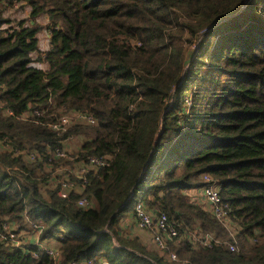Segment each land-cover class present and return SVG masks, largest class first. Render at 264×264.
I'll list each match as a JSON object with an SVG mask.
<instances>
[{
  "label": "trees",
  "instance_id": "obj_1",
  "mask_svg": "<svg viewBox=\"0 0 264 264\" xmlns=\"http://www.w3.org/2000/svg\"><path fill=\"white\" fill-rule=\"evenodd\" d=\"M26 7L27 18L7 12ZM42 16L50 49L33 59ZM37 61L48 70L33 68ZM0 104V141L11 147L0 150V231L6 222L26 229L27 217L60 254L55 263L43 252L33 258L35 246L0 242V264H177L123 236L120 222L138 201L178 225L167 255L264 264V0H0ZM29 106L47 112L21 120ZM64 108L96 125L53 133L48 124ZM69 138L82 139L72 168L90 156L109 165L61 199L49 181L70 162L50 152ZM205 176L230 205L236 252L184 240L201 232L230 241L186 194ZM80 198L92 207H77Z\"/></svg>",
  "mask_w": 264,
  "mask_h": 264
},
{
  "label": "built area",
  "instance_id": "obj_2",
  "mask_svg": "<svg viewBox=\"0 0 264 264\" xmlns=\"http://www.w3.org/2000/svg\"><path fill=\"white\" fill-rule=\"evenodd\" d=\"M47 36L49 38L50 45V30L49 25L47 28ZM50 49V48H49ZM2 105L0 104V108ZM66 111V109H63ZM47 112V108L44 106H29L27 112L22 114L21 120L28 119H41ZM4 115L7 117H13L14 114L11 110L5 109ZM86 125L95 126V118L86 112H65L55 119V121L48 124V129L56 134H62L66 132L71 126L75 125ZM0 148L3 151H10L11 147L8 142L0 141ZM16 152V151H15ZM17 153V152H16ZM51 157L57 160L60 159H71L69 156V150L66 148H55L50 152ZM28 159L33 161L35 159L34 154H28ZM76 158V157H75ZM109 165V157L107 156H90L84 162H80L71 170L66 168L63 173V178L58 180L61 176H57V179L51 178L49 181V187L51 190H56L58 197L61 199H67L69 194L74 192L76 194L80 193L82 187L87 184L86 175L90 172H95L97 169L107 167ZM58 170V169H57ZM73 176L77 180L81 181L80 185L77 182L70 179ZM205 185L200 189H195L189 191V198L191 201L197 205L203 203L206 206V210L210 213L211 217L218 221L228 232L230 241L221 242L213 234L194 232L186 235L184 240L189 241L195 247L210 249L214 245L223 244L230 252L238 251L234 241V230L236 226L231 223V218L229 213L231 212L230 205L228 202L224 201L221 195V186L217 181H214L211 177H204ZM77 207L83 209H89L92 207L91 202L86 198H80L76 202ZM134 218L135 224L138 230L150 231L151 242L154 248L163 253L166 260L174 262L177 264H188L187 261H180L175 253L166 254L169 243L174 240H179L180 233L178 225L170 221L165 214L152 215L148 212L141 201H138L134 206ZM27 218V217H26ZM27 222L32 231V234L23 235L22 230L17 231L15 225L9 223H4L2 225V231H0V242L4 243L11 251H25L30 246L37 247V252H31L33 258L37 259L39 257L38 252H43L49 258H51L55 263L60 259V254L56 247L50 244L40 241V235L43 231L42 225L30 221L27 218ZM20 232L22 235H20ZM31 235V236H30ZM30 236V239H29ZM58 238H61L59 236ZM233 240V241H232ZM54 241V240H53ZM55 242V241H54ZM57 245V242H55ZM75 264V263H74ZM84 264H106L104 261L95 263H84Z\"/></svg>",
  "mask_w": 264,
  "mask_h": 264
},
{
  "label": "crops",
  "instance_id": "obj_3",
  "mask_svg": "<svg viewBox=\"0 0 264 264\" xmlns=\"http://www.w3.org/2000/svg\"><path fill=\"white\" fill-rule=\"evenodd\" d=\"M25 11V10H24ZM23 11V12H24ZM29 15V10L27 9L25 14L22 17H18L20 19L27 18ZM36 24L40 25L41 31L37 35L38 39V53L32 54L33 59H37L39 53H45L49 50L50 45H49V38L47 36V28H48V18L46 16L39 17L36 20ZM43 58V56H42ZM31 66L35 69L41 70L43 72H46L48 70V65L44 61H37L31 64ZM82 144V139H78V149L81 147ZM63 147L68 149L67 145L63 144ZM1 150V148H0ZM200 206L204 207L206 209V206L201 203L199 204ZM120 225L122 227V232L123 236L125 238L127 237L129 240L137 239V241L144 247L146 248L147 251L149 252H158L160 255L164 256L163 253L157 251L152 242H151V235L148 234V232L138 230L135 224V219L133 214H128L124 219L121 220ZM24 231V230H22ZM26 235V234H25ZM29 235V234H28ZM27 236V235H26ZM30 239V236H29ZM50 244L51 246L57 247L55 242L53 240L46 242Z\"/></svg>",
  "mask_w": 264,
  "mask_h": 264
},
{
  "label": "rangeland",
  "instance_id": "obj_4",
  "mask_svg": "<svg viewBox=\"0 0 264 264\" xmlns=\"http://www.w3.org/2000/svg\"><path fill=\"white\" fill-rule=\"evenodd\" d=\"M28 8L26 7V8H24V12H22V10H20V11H17V10H15V9H9V10H7V12H8V14L10 15V16H16V17H22L24 14H25V12H26V10H27ZM24 17V16H23ZM65 145H67V147H68V150H69V153H70V157L72 158V159H67L69 162H70V164H67V166H65V167H62V168H60V169H58V170H56V172H54V174L52 175V178H54V179H57V176H61L58 180H60V179H62L63 178V173L65 172V169L66 168H70L71 170L73 169L72 168V166H73V160H74V158H75V156L77 155V152H78V139H76V138H69L68 140H66L65 141V143H64ZM188 193H190V192H186V194H188ZM25 221H26V223H27V226H26V229H23L24 231H22V234L24 235V234H26V235H28V234H32V231H31V229H30V227H29V224H28V222H27V218H25ZM18 225H16L15 224V229L17 230V231H20L19 229H18ZM21 234V232H20V235H22ZM31 236V235H30Z\"/></svg>",
  "mask_w": 264,
  "mask_h": 264
},
{
  "label": "water",
  "instance_id": "obj_5",
  "mask_svg": "<svg viewBox=\"0 0 264 264\" xmlns=\"http://www.w3.org/2000/svg\"><path fill=\"white\" fill-rule=\"evenodd\" d=\"M158 138H159V137H157L155 141H157V140H158Z\"/></svg>",
  "mask_w": 264,
  "mask_h": 264
}]
</instances>
